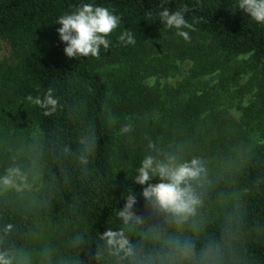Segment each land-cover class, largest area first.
<instances>
[{"label":"trees","instance_id":"obj_1","mask_svg":"<svg viewBox=\"0 0 264 264\" xmlns=\"http://www.w3.org/2000/svg\"><path fill=\"white\" fill-rule=\"evenodd\" d=\"M85 3L107 7L121 18L108 38L110 49L101 55L108 63H130L115 90L114 73L93 68L95 58L76 60L64 53L57 20ZM237 3L0 0V39L20 49L16 57L0 58V136L23 119L34 125L25 141H0V177L6 168L21 170L25 180L34 171L40 175L32 202L0 198V256L8 260L25 247L40 223L65 234L64 264H264V144L251 146L253 138L239 131L223 100L229 91L222 77L225 65L264 79V25L238 10ZM184 6L194 29H185L190 42L159 17L163 8L175 12ZM125 30L135 44L119 40ZM240 55L249 58L235 66L230 59ZM186 58L193 64L185 76L161 85L160 78L180 72L176 59ZM49 88L59 102L46 116L26 97L43 98ZM9 104L12 112H3ZM246 110L255 115L253 108ZM125 127L131 131L124 132ZM82 140H94L95 147L86 151ZM149 143L182 160L203 162L205 173L194 182L201 205L182 224L150 209L140 195L142 186L135 184ZM85 155L87 164L81 162ZM131 190L140 219L124 224L118 212ZM236 190L235 205L203 220ZM109 229L124 231L133 256L111 254L101 238Z\"/></svg>","mask_w":264,"mask_h":264},{"label":"clouds","instance_id":"obj_2","mask_svg":"<svg viewBox=\"0 0 264 264\" xmlns=\"http://www.w3.org/2000/svg\"><path fill=\"white\" fill-rule=\"evenodd\" d=\"M237 8L257 24L264 25V0H238ZM187 11V6L175 12L163 8L159 17L160 22L168 29H175L178 36L190 42L191 36L185 29H194L185 19L184 13ZM120 22L121 18L107 7L91 3L82 4L74 12L59 17L57 23L61 27L57 32L60 40L66 45L64 48L66 57L76 60L88 57L100 59L102 52L110 49L108 38L119 27ZM119 40L129 45L136 43L128 30L119 36ZM26 99L44 109L46 116L55 111L59 102L52 88L47 90L43 98L29 95ZM123 131L130 132L131 128L125 127ZM81 143L86 144V151L95 147L94 140L90 142L82 140ZM148 148L150 151L145 154L136 169L135 184L142 186L140 195L150 209L171 217L177 224H182L194 216L201 205L194 182H199L205 173L203 162L199 158L182 160L171 152H161L153 143H149ZM81 162L88 163L86 155L81 157ZM10 172L19 174L18 169H11ZM154 179H158L159 182L153 183ZM11 182L9 177L4 178L5 184ZM136 196L134 190L128 191L125 204L118 212L124 224L140 219L133 210L137 204ZM101 238L106 242L112 255L120 256L121 253L127 257L134 255V249L123 230H106ZM0 264H9V261L0 256Z\"/></svg>","mask_w":264,"mask_h":264},{"label":"rangeland","instance_id":"obj_3","mask_svg":"<svg viewBox=\"0 0 264 264\" xmlns=\"http://www.w3.org/2000/svg\"><path fill=\"white\" fill-rule=\"evenodd\" d=\"M19 52L20 49L17 52L7 40L0 39V58L16 57L19 55ZM248 58L249 55H240L232 56L230 60H232L235 66H238L243 61L248 60ZM163 59L165 57L162 58V61ZM176 63L177 66H180V72L175 76H170V78H160L159 83L161 85H174L180 81L193 64V59H176ZM129 66L130 63L126 61L108 63L106 57L101 56L100 59H96L93 68H96L103 74L114 73L112 80L115 90L122 83L121 78L128 74L127 69ZM222 77H224L226 82H224V86L229 91L223 96V100L228 106L229 112L236 119L237 125L240 128L239 131L247 133L250 139L253 138V140L251 139V146H262L264 144V120H261V115H264V111L261 112V108H264V79H260L258 75L254 76L253 71L233 72L231 67L225 65L222 67ZM221 80L223 79L221 78ZM149 82L151 81H147L146 83ZM246 108H253V114L255 115H252L251 112L249 113V110H246ZM243 109H245L244 114H242ZM3 112H12V106L9 104L7 110ZM260 112L263 114H259ZM11 114L9 115L10 117H12ZM33 132L34 125L29 123L28 120L23 119L22 125L19 123L18 128L13 131L4 132L0 136V141L5 140V137H7V141H19L20 139L25 141L29 137H32ZM39 176L34 171L32 177L25 180L26 176L21 173V170H19V174H13L10 172V169L6 168L4 175L0 177V198L14 201L17 204L32 202L34 199L33 193L37 190L36 183ZM5 177H9L12 182L5 184ZM239 194V190L227 194L223 200L215 204L203 216V220L213 219L225 214L230 207L238 202ZM66 243V236L61 228H48L37 223L30 242L7 261H9V264H64L67 253L65 248Z\"/></svg>","mask_w":264,"mask_h":264}]
</instances>
